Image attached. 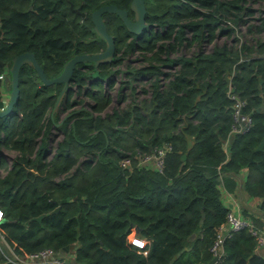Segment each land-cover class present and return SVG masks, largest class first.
Returning <instances> with one entry per match:
<instances>
[{
    "label": "trees",
    "instance_id": "1",
    "mask_svg": "<svg viewBox=\"0 0 264 264\" xmlns=\"http://www.w3.org/2000/svg\"><path fill=\"white\" fill-rule=\"evenodd\" d=\"M81 1L0 0V76L12 58L23 52L35 53L42 62L48 58L51 75H58L72 56L102 48L104 42L95 43L97 35L69 8L70 2L76 7ZM144 1L149 27L138 41L117 15L103 18L115 38L116 51L121 40L131 36L125 53L139 42V48L150 54L144 56L148 64L137 70L155 77L150 101L132 102L106 119L79 111L60 124L64 138L51 155L48 135L59 123V115L46 117L53 101H31L36 80L28 67L21 68L22 93L15 110L22 117L12 112L5 125L0 119V143L8 142L19 152L0 176V230L20 255L52 248L58 253L74 250V264H208L214 257L210 249L218 228L229 211L219 185L234 192L245 169L244 189L252 198H264V146L256 150L264 140V103L255 101L259 92L253 63L240 71V63L232 59L238 61L240 51L223 47L200 51L191 59L161 55L183 42L190 46L213 41L215 30L224 22V29L233 30L229 22L238 24L250 13L246 0ZM130 2L85 0L89 17L85 21L92 27L91 13L105 4L131 14ZM81 39L91 40L88 47ZM242 49L252 51L245 44ZM258 49L264 51V43L258 42ZM169 64H179V70L160 89L161 67ZM258 72L264 75V63ZM80 81L75 69L71 82ZM232 90L247 100L244 113L253 120L244 133L231 132ZM97 103L101 109L108 101ZM4 106L0 94V108ZM37 139L41 141L36 146ZM164 145L171 149L161 172L139 165L137 149L149 154ZM123 151L130 155V167L120 165ZM82 156L96 161L80 162ZM5 165L0 157V167ZM259 208L264 213V200ZM242 214L264 228L260 218L247 210ZM131 236L146 238L147 252L132 244ZM256 246L247 229L233 232L224 240L222 257L215 264H264V258L255 253ZM1 252L0 264H6Z\"/></svg>",
    "mask_w": 264,
    "mask_h": 264
},
{
    "label": "rangeland",
    "instance_id": "2",
    "mask_svg": "<svg viewBox=\"0 0 264 264\" xmlns=\"http://www.w3.org/2000/svg\"><path fill=\"white\" fill-rule=\"evenodd\" d=\"M245 6H248L247 9L250 10V13L247 12L246 14H244L243 20L238 24L234 25L233 23L229 22V25L230 27H233V30L224 29V25L226 24L224 22L223 25H221L215 30V37L213 41L205 40L202 44L193 42V44H191L190 46H188L186 42H183L182 44H177L174 47V50L166 51L161 55L164 56L167 54L168 57L172 59L179 57L191 59L198 52L203 51L209 53L215 47H223L227 48L228 50L240 51L242 50L244 44L247 46H251L253 52L257 48L258 42L264 40V25L262 23L264 19V0H246ZM257 28H261V31H257ZM154 30H160L161 33L164 32V29H161L160 27H155ZM185 32L187 37L191 36V32L189 30H186ZM132 38L133 37L128 36L127 38H125L124 41L121 40V52H125L127 45L130 43ZM160 42L161 41H159V43ZM170 43H172V40ZM139 47L140 43L138 42L133 48L129 49L124 56H122V60L118 64V69L120 72L114 73L107 80L103 78L98 80V83H100V89L96 88L99 89V92L96 94L95 97L93 94H91L93 93V89L90 90V93L88 95L84 96L80 88L76 90L75 84L71 85L70 96L74 95L72 98L73 101H69L71 103V106L68 107L62 102L60 108L58 109V112L54 111L52 114V116H54L55 113L59 115V123H56L59 125H56L54 123L49 132L48 155H51L55 151L58 143L64 138V132L63 129L60 128V123H62V120L65 118V115L71 114L68 117H73L72 114L79 113V111H91V114L93 113V116L99 115L106 119L107 116L113 115L114 113L119 114L129 105L133 104L132 102L143 105L150 101L152 97V82L154 81L155 77L147 73H135L133 75H129V73L127 72L136 68L144 67L148 64L144 56L148 57L150 54L145 53ZM240 57L241 54L239 55V60L237 61V63L240 61ZM177 70H179V64H169L161 67V71L163 73L158 76L160 89H165L167 87L169 80ZM228 78L230 79L231 77L229 76ZM129 80L131 81V85H128L127 83V81ZM82 82L83 86L86 87L87 80H82ZM6 86L9 85L6 84ZM96 97L98 98V100H96ZM97 101H100V103H102L103 101H108V103H106L103 108L98 109ZM11 116L12 112L7 117L0 118L2 120V124L5 125L9 121ZM46 120L47 119H45V121ZM73 120L74 119H72V121ZM3 135L4 133L2 132V136ZM0 140H3V137H0ZM40 141V139H37L36 146L40 143ZM8 144V142H6L5 144L0 143V157H2V159L6 162L5 166L0 167V176L5 175L6 170L11 166L12 162L19 155V152L7 146ZM140 151L143 152V150L137 149V155L135 156L138 161L141 160L144 156L142 155L144 153ZM121 153H124H119L123 159H126L130 156L127 155L129 153H126L124 151ZM93 156H88V158L82 156V158H80V162L83 160H90L94 163L96 161V158ZM248 212L253 214L256 218H260L261 221H264L262 217L250 211ZM248 218L252 219L251 216ZM137 238L142 237L138 236ZM1 248L3 249V247ZM2 251L7 254L4 249ZM65 255L66 257H69L71 255L70 250H66ZM73 261L74 257H71L70 262L72 264H74ZM6 264H11V262L7 260Z\"/></svg>",
    "mask_w": 264,
    "mask_h": 264
},
{
    "label": "water",
    "instance_id": "3",
    "mask_svg": "<svg viewBox=\"0 0 264 264\" xmlns=\"http://www.w3.org/2000/svg\"><path fill=\"white\" fill-rule=\"evenodd\" d=\"M130 11L133 13V20L129 18L128 11L126 9L119 8L115 4H105L97 8L91 13V21H92V30L94 33L102 39L106 47L105 49L96 54H76L69 58L62 67L61 72L52 79L46 77L43 73L42 67L38 64L35 59V55L31 52H23L12 58L9 63L7 73L5 74L4 81L9 91L8 102L6 107L0 108V118L7 117L11 114L13 108L17 105L20 98V87H19V78L20 71L24 65L31 66L35 69L41 83L45 86L53 85V84H63L62 91L58 100L55 102L51 117L53 112L55 111L57 104L61 97L67 90L68 84L71 80L73 71L78 63L92 62L94 67H98L99 64L109 62L113 60L114 53L116 51L115 40L113 36L108 32L103 16L105 14H115L122 21L126 29L134 34L141 36L144 30L148 29L149 25L146 22V5L144 0H131L130 2ZM84 14V13H83ZM82 14V15H83ZM234 63H237L235 58H232ZM3 65L2 62H0ZM97 76V71L95 72V77ZM233 92V90L231 91ZM76 112V111H73ZM72 112V113H73ZM56 124V123H55ZM59 125V124H56ZM264 146V140L262 143L256 148L257 151L262 150ZM239 179V178H238ZM240 180V179H239ZM241 182V181H240ZM240 203L243 205L246 210L262 217L264 219V213L260 210L251 207L248 205L241 193H240ZM58 209L54 210L56 212ZM204 217V213L202 214ZM41 217H38L37 220H40ZM218 262V256H214L208 264H215Z\"/></svg>",
    "mask_w": 264,
    "mask_h": 264
},
{
    "label": "built area",
    "instance_id": "4",
    "mask_svg": "<svg viewBox=\"0 0 264 264\" xmlns=\"http://www.w3.org/2000/svg\"><path fill=\"white\" fill-rule=\"evenodd\" d=\"M7 70L0 76L2 90V100L7 105V97L9 96V91L4 81L5 74ZM231 92V91H230ZM8 93V94H7ZM232 99L235 100L233 105V125H232V134L234 133H244L247 132L253 126V120L251 115L244 113L246 107V102L239 99L237 95L233 92L230 93ZM2 107V108H4ZM229 141L226 140L223 142L225 150H227ZM171 149L170 146L164 145L162 147H157L151 151L149 154L144 155L141 160H139V165L157 171H162L164 168V157L167 152ZM120 165L122 167L131 166V158L127 157L126 159H121ZM3 219V212L0 210V221ZM248 230L251 235L254 237L257 245H264V228H258L254 225L253 221L244 216L241 211L237 208L229 207V211L226 215L225 222L218 228V233L216 240L214 241L210 251L213 256H218V260L222 257V244L226 238H228L231 233ZM7 254L2 251L3 249ZM0 249L3 252L5 258L11 262V264H72L70 262L71 257L75 256L74 251H70L71 255L66 257L65 253H58L52 248H44L34 253L20 255L15 252L14 248L6 241L3 233L0 230Z\"/></svg>",
    "mask_w": 264,
    "mask_h": 264
},
{
    "label": "flooded vegetation",
    "instance_id": "5",
    "mask_svg": "<svg viewBox=\"0 0 264 264\" xmlns=\"http://www.w3.org/2000/svg\"><path fill=\"white\" fill-rule=\"evenodd\" d=\"M33 7H35V5ZM84 7H85V0H82L76 7H74L71 2H70V6H69V8L76 15L80 16V19H81L80 23H83V25L85 27H87L89 31L94 32L92 30V27H89V23L85 21V20H89V17L87 15V12L84 10ZM128 16H129L130 19L133 20V13L132 12H131V14H129V12H128ZM90 21H91V15H90ZM91 23H92V21H91ZM141 37L142 36H138L137 35L136 36V41H138V39L141 38ZM113 38H114V36H113ZM98 40H102V39H100V38L99 39H97V38L93 39V41H95V43L99 42ZM114 40H115V38H114ZM80 41H81L82 45L84 47H86L90 43L91 40L86 41L85 39H81ZM260 42L264 43V40L260 41ZM83 46H82V48H84ZM115 46H116V43H115ZM105 47H106V44L104 42V46L102 48L100 46L98 48V50L97 49H91V50L83 52L81 54H96V53H100V52H102L105 49ZM31 53H33V52H31ZM33 54L35 55V53H33ZM240 54H241L240 61H239L240 68H241L240 71H243V69H245L246 63L247 64L253 63V65H254V75L256 76V79H257V88H256V90H258V92H259L258 95H257L259 100H255V101H262V103H264V93L261 91L262 86L264 84V75H262L261 73L258 72L259 66L262 63H264V51L259 50L258 49V45H257V48L253 52L252 51L249 52L247 50H243L242 49V50H240ZM124 55H125L124 51H122V52H121V50H120V52L119 51H115L113 60H111L109 62H106V63L99 64L98 67H96V68L94 67V64L92 62L78 63L76 65L75 69L77 71H79V73H80L81 82L73 83L70 80V82L68 84V87H67V90L64 93V95L61 97V99L59 100L55 111L58 112V109L60 108L62 102H63V104L66 105L67 101H73L72 98H73L74 95L73 96L69 95V93L71 91V85H73V84H75L76 90L79 89V88L82 90V93L84 94V96L88 95L90 93L91 89H93V93H91V94L96 96V94L99 92V89H100L99 88V84L100 83H98V80L102 79V78L107 80L114 73L120 72L119 69H118V67H119L118 64L121 62L122 56H124ZM35 59L37 60L38 64L42 67L43 73L46 75L47 78L52 79L55 76H57V74L56 75H51V69L52 68H51V66H48V64H49V59L48 58H47V60L45 62H42V61H39L36 58V55H35ZM23 67H28L30 69V72L32 71L33 79L36 80L35 86L33 88V98H32L31 101H41V102H43V101H47V102L48 101H53V105L48 109V112L46 114V117L51 116L52 108H53L55 102L58 100V97L60 96V93H61L62 88H63V84H53V85L45 86V85H43L41 83V81H40V79H39V77H38V75H37V73H36V71H35V69L33 67L28 66V65H24ZM138 69L139 68H136V69H133V70H130V71H127V72L129 73V75H133L135 73L137 74V70ZM96 71H97V76L95 77V72ZM243 75L244 74L242 72V76ZM82 80H87L86 87L83 86ZM127 83H128V85H131V81L130 80L127 81ZM96 88H99V89H96ZM57 89H59L58 92H57ZM21 93H22V89L20 87V94ZM0 94L1 95L3 94L1 89H0ZM239 99L242 100V101H247L246 99H241V98H239ZM19 100H20V98H19ZM7 101H8V99H7ZM261 108H262V106L257 108L256 111L259 112L261 110ZM14 110H15V107L13 108L12 112H14V115H17L18 118L21 119V117H22L21 112H18L17 110L14 111ZM89 113H90L89 116H93V113L91 114V111ZM76 114H78V113H76ZM69 115H71V114H68V115L64 116L65 118L62 120V123L67 118H69L68 117ZM72 115H75V114H72Z\"/></svg>",
    "mask_w": 264,
    "mask_h": 264
},
{
    "label": "crops",
    "instance_id": "6",
    "mask_svg": "<svg viewBox=\"0 0 264 264\" xmlns=\"http://www.w3.org/2000/svg\"><path fill=\"white\" fill-rule=\"evenodd\" d=\"M191 143L190 145L193 144V140H190ZM246 170L244 169L242 173L240 174V180L237 179L238 181V186L234 192H230L225 188V185L221 183L219 185V189L221 190V200L223 204L229 209V207L237 208L239 211L246 210V208L241 205L240 203V193L244 199V201L250 205L253 208H256L260 210L259 205L262 203L264 198H252L250 194L244 189V182H245V176H246ZM222 181V178H221ZM241 181V182H240ZM248 211V210H247ZM261 211V210H260ZM262 212V211H261ZM130 242L134 245H138L140 247L145 248L144 252H147L146 247L149 244V241L146 238H137L136 236H131L130 237ZM255 253L264 258V245H257Z\"/></svg>",
    "mask_w": 264,
    "mask_h": 264
}]
</instances>
